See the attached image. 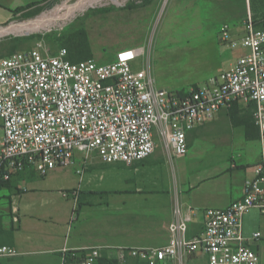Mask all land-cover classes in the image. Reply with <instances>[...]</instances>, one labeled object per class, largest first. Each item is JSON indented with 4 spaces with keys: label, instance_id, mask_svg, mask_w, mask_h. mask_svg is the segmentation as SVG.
<instances>
[{
    "label": "built area",
    "instance_id": "2783aa9c",
    "mask_svg": "<svg viewBox=\"0 0 264 264\" xmlns=\"http://www.w3.org/2000/svg\"><path fill=\"white\" fill-rule=\"evenodd\" d=\"M250 4L251 0H245ZM222 39L245 53L208 84L180 93L157 85L143 67L145 50L120 49L113 62H72L66 49L51 54L39 46L0 59V180L33 168L44 177L74 164L76 153H96L104 163L133 165L151 157L161 143L175 156L188 153V135L236 103L254 105L261 159L241 199L224 209H209L205 226L188 238L191 207H176L171 239L158 248L92 247L63 249L61 264H149L202 253L208 264H260L258 251L243 235L252 210L264 214V16L251 11L243 34ZM262 233H254L258 241ZM0 245V259L16 257Z\"/></svg>",
    "mask_w": 264,
    "mask_h": 264
},
{
    "label": "crops",
    "instance_id": "0c3cea01",
    "mask_svg": "<svg viewBox=\"0 0 264 264\" xmlns=\"http://www.w3.org/2000/svg\"><path fill=\"white\" fill-rule=\"evenodd\" d=\"M52 1L0 0V25ZM33 4L38 6L14 13ZM240 114L222 110L215 120L190 132L184 156H175L158 144L151 157L128 171L130 180L121 181L120 206L78 209L84 193L95 194L110 186L86 181V175L98 169L80 175L74 165L69 167L73 174L62 168L42 177L29 167L8 182L1 179L0 245L15 248L18 255L0 259V264H61L63 249L163 247L171 239L169 225L180 206L193 209L188 238L198 235L204 229L207 210L224 209L241 199L247 180L255 177L254 167L261 159L258 132ZM123 214L128 215L125 220L135 218L137 223L145 219L146 224L123 229ZM253 248L262 261V248ZM129 264L147 262L132 259ZM157 264H208V257L195 253Z\"/></svg>",
    "mask_w": 264,
    "mask_h": 264
},
{
    "label": "rangeland",
    "instance_id": "374dc122",
    "mask_svg": "<svg viewBox=\"0 0 264 264\" xmlns=\"http://www.w3.org/2000/svg\"><path fill=\"white\" fill-rule=\"evenodd\" d=\"M117 1L119 4L109 2L88 8L56 28L5 34L0 37V59L42 46L51 54L66 49L70 61L92 59L98 64H109L120 49L142 47L145 52L135 68H146L163 88L186 93L190 88L208 84L245 53L244 49L231 48L228 42L223 41L224 25L230 26L231 39H236L242 34L241 28L249 8L254 18L264 16V0H251L248 11L245 0ZM77 2L53 0L27 14L15 16L10 22L0 25V30L35 21L59 7L73 6ZM80 54L83 56L77 57ZM254 109L251 103L239 102L226 111L234 115L242 113L249 125L253 123ZM74 165L80 175L98 169L86 175L89 183L110 184L95 194L84 193L79 199L78 209L123 205L124 189L120 183L123 179L130 180L128 171L134 164H107L96 153H80L69 167ZM69 167L66 169L73 174ZM125 216L128 215L123 214V229L146 224L145 219L136 223L135 218L125 220ZM257 231L263 235L258 241H253V234ZM244 235L254 247L262 248L261 263L264 264V214L253 210L246 216Z\"/></svg>",
    "mask_w": 264,
    "mask_h": 264
},
{
    "label": "bare ground",
    "instance_id": "6f19581e",
    "mask_svg": "<svg viewBox=\"0 0 264 264\" xmlns=\"http://www.w3.org/2000/svg\"><path fill=\"white\" fill-rule=\"evenodd\" d=\"M109 2L119 4V1L117 0H78V2L73 6L59 7L53 12L43 15L41 18L35 21L20 24L5 30L2 29L0 30V37L8 33H28L32 31L37 32L40 30L53 28L60 24H64L67 21H70L71 19L75 18L79 13L85 12L88 8L102 6ZM63 10L65 11L63 12ZM59 13H62V15L58 16Z\"/></svg>",
    "mask_w": 264,
    "mask_h": 264
},
{
    "label": "trees",
    "instance_id": "16d2710c",
    "mask_svg": "<svg viewBox=\"0 0 264 264\" xmlns=\"http://www.w3.org/2000/svg\"><path fill=\"white\" fill-rule=\"evenodd\" d=\"M34 6H38V4H33V5H29V6H27V7H22V8H19V9H16L15 11H14V13L15 14H18V13H20V12H25L26 10H29V9H31V8H33ZM28 12H26V14H27ZM25 14V13H24ZM23 14V15H24ZM81 56H83V54H80V55H78L77 57H81ZM9 57V56H8ZM68 59H69V56H68ZM86 60V59H85ZM81 61V60H80ZM72 62H77V61H72ZM106 264H110V263H107V262H105Z\"/></svg>",
    "mask_w": 264,
    "mask_h": 264
}]
</instances>
